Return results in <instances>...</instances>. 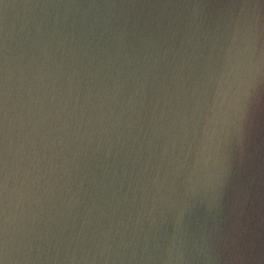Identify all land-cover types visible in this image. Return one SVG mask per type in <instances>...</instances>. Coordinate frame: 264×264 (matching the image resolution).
Instances as JSON below:
<instances>
[{
  "label": "water",
  "instance_id": "water-1",
  "mask_svg": "<svg viewBox=\"0 0 264 264\" xmlns=\"http://www.w3.org/2000/svg\"><path fill=\"white\" fill-rule=\"evenodd\" d=\"M0 264H264V0H0Z\"/></svg>",
  "mask_w": 264,
  "mask_h": 264
}]
</instances>
